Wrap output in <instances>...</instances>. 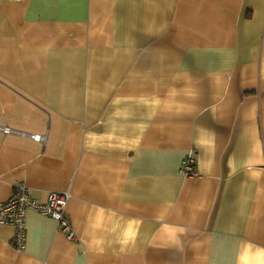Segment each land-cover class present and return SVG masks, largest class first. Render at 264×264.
<instances>
[{
    "label": "crops",
    "instance_id": "1",
    "mask_svg": "<svg viewBox=\"0 0 264 264\" xmlns=\"http://www.w3.org/2000/svg\"><path fill=\"white\" fill-rule=\"evenodd\" d=\"M20 184L68 192L74 238L29 209L0 264H264V0H0V201Z\"/></svg>",
    "mask_w": 264,
    "mask_h": 264
},
{
    "label": "built area",
    "instance_id": "2",
    "mask_svg": "<svg viewBox=\"0 0 264 264\" xmlns=\"http://www.w3.org/2000/svg\"><path fill=\"white\" fill-rule=\"evenodd\" d=\"M5 131H10L4 128ZM34 140H39V135H29ZM195 158L189 154L183 162V172L185 175H194ZM69 198L68 192L52 191L48 193L47 200L41 203L33 199L28 189L20 184L15 187L12 195L5 201H0V224H8L15 227V235L11 242L15 249H22L26 237L25 216L29 209L44 213L55 219L60 229L65 233L67 238H74L69 220L66 215V204Z\"/></svg>",
    "mask_w": 264,
    "mask_h": 264
}]
</instances>
